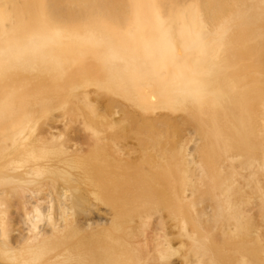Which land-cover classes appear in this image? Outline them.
<instances>
[{
	"label": "bare ground",
	"instance_id": "6f19581e",
	"mask_svg": "<svg viewBox=\"0 0 264 264\" xmlns=\"http://www.w3.org/2000/svg\"><path fill=\"white\" fill-rule=\"evenodd\" d=\"M0 264H264V0H0Z\"/></svg>",
	"mask_w": 264,
	"mask_h": 264
},
{
	"label": "rangeland",
	"instance_id": "374dc122",
	"mask_svg": "<svg viewBox=\"0 0 264 264\" xmlns=\"http://www.w3.org/2000/svg\"><path fill=\"white\" fill-rule=\"evenodd\" d=\"M188 128H186V129H184L185 131H183L184 133V135H188V133H189V131H191V132H193L194 131V126H192V125H189V126H187ZM193 129V130H192ZM188 132V133H187Z\"/></svg>",
	"mask_w": 264,
	"mask_h": 264
}]
</instances>
